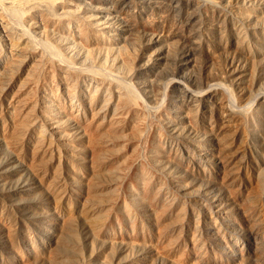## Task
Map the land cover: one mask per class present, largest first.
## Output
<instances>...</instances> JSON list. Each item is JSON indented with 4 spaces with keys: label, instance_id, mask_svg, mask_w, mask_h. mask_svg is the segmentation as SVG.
<instances>
[{
    "label": "rangeland",
    "instance_id": "374dc122",
    "mask_svg": "<svg viewBox=\"0 0 264 264\" xmlns=\"http://www.w3.org/2000/svg\"><path fill=\"white\" fill-rule=\"evenodd\" d=\"M81 1L84 6L88 0ZM106 1H89L88 6L109 9L104 16L108 23L126 34L123 46L109 47V55L126 52L137 65L136 61L156 59L165 48L193 54L191 44L198 43L196 57L203 73L218 76L221 92L227 95L224 110H236L229 116L228 109H205L198 102L190 107V100L187 106L177 94L183 110L174 116L181 125L169 128L151 111L146 134H163V145L168 146L164 156H172L165 158L183 180L184 197L179 201L171 193L168 201L159 199L160 193L155 198L142 193L132 204L122 191L133 210L130 227L104 229L110 180L101 156L110 151L117 134L132 140L134 121L122 119L126 122L121 120L120 128L126 132L117 133L119 128L110 135V125L116 124L113 115L108 112L101 118L96 107L79 102L74 110L68 107L70 115L57 126L64 131L55 134L41 121L29 96L0 87V264H264V107L256 96L264 94V0H216L215 8L206 3L208 10L201 11L181 10L171 0L144 5L139 0L126 5ZM127 78L125 82L152 105L136 81ZM139 78L140 84L146 82L145 76ZM55 92L62 98L58 85ZM162 105L156 104V112ZM178 137L198 142L195 153H203L208 162L203 168L182 154ZM201 191L207 199H198ZM226 213L233 216L238 245L229 249L222 240L230 230L221 221Z\"/></svg>",
    "mask_w": 264,
    "mask_h": 264
},
{
    "label": "bare ground",
    "instance_id": "6f19581e",
    "mask_svg": "<svg viewBox=\"0 0 264 264\" xmlns=\"http://www.w3.org/2000/svg\"><path fill=\"white\" fill-rule=\"evenodd\" d=\"M89 1L94 4L97 1L96 4H98L106 0H88L85 1L86 4L84 6L80 3L82 2L81 0H0V71L2 70L0 72V87L5 90L7 89V91L8 89L15 88L19 92L18 94H22L25 97L27 95V98L29 96L36 110L42 115L41 121L43 120L49 131L55 134L56 132L64 131L63 129L60 130L57 126L70 113L68 107L74 110V107L79 102H83L84 105L90 108L96 107L101 118H105V114L108 112L113 115L115 119L112 120L116 121V124L114 126L111 124L112 126L110 125L109 129L106 128L107 126L105 127L110 131H107L110 135H115V132L120 127H124L120 125L126 122L122 119L130 122L134 121V128L133 124L131 125L133 128L131 132L132 140L127 139L126 136L117 134L116 136L118 137L115 136L114 142L111 144L112 148L109 147L110 151L106 150L108 153L101 156L104 157L102 158V160L104 159L102 170H106L105 174L107 173L110 180L109 183L107 181L109 193H107V198L105 199L107 200V209L109 210H104V212L107 211L105 215L106 219L104 218L106 221L103 224L105 225L104 229H109L110 226L121 227L122 224L130 227L129 223L133 219V210H131L132 208H130L128 202L121 197L122 191L127 194L132 204H135L142 193L149 196L152 195L154 198L160 193L161 197L159 195V199L163 196L168 201V198H171V193L175 199L184 197L183 194L185 193L183 180L172 170L174 167L172 169L171 167L169 168V163H167V159L165 158L166 156L172 160V156H167L169 153L164 156L167 153L168 149L166 148L168 146L166 144L163 145V134L161 135L159 131L155 132L156 130H154V134L151 130L153 136L151 133H149L150 136L148 133L146 134L148 127L146 129L144 126L147 123V116H150L151 111H155V117L161 118V121L165 122V126L170 127L173 125V127H177L176 125L179 126L180 120L177 117L175 118L174 115L180 116L183 110V106L181 105L183 102L180 101L181 104L178 103L181 99L179 98L178 102H176L179 94L182 95L185 100L182 101L186 105L188 100L192 101L191 103L189 101L190 107L192 103L195 105V102H198L205 109L219 107L223 108V110L228 104H226L228 102L226 100L227 95H225V98L224 93L221 92L223 84L217 79L218 76L215 77L216 75L212 76V74L203 73L201 63L196 57L198 43H196L197 45L191 44L193 54H177L170 50L171 48L159 50L155 58L157 61L159 60L160 64L156 59L152 58L153 60H148V62L142 63V61H136L137 65H132V58H129L130 55L127 56L126 52H120L119 47V49L117 48V51H119L117 52L118 55L112 53V55H109V47L123 46L121 42L125 39L126 34L121 30L120 26L119 28L121 29L113 28L108 23L109 19H106L104 16L108 14L107 11H110L109 9H100L102 5L95 6V9L93 7L94 4L90 5L92 7L88 6ZM128 1L130 2L131 0H117L119 5H126ZM139 1L144 5L149 0ZM170 2L176 3L178 5L177 8L181 10L192 7L195 10L200 9L199 11H201L207 9L206 3L213 6L217 1L171 0ZM167 4L169 3L167 2ZM203 7L206 9H203ZM213 7L215 8V6ZM197 12L195 11V13ZM111 35L114 38H110ZM129 36L133 38L131 33ZM127 41L131 42V39ZM191 70L192 73L190 74ZM141 76H145L146 78V82L143 84H140L139 77ZM126 77H128V80L136 81L138 86L135 83L134 85L139 87V90L149 98L148 100L151 101L152 105L155 103L157 106L158 104H163L160 106L162 110L158 111L157 108L158 112H156V104L153 107L149 102V105L146 104L144 99L142 100L143 97L140 98L141 94L137 92L138 90L136 91L134 86H130L129 83L125 82L124 78ZM56 85L59 86V89L61 88L62 98L55 92ZM199 87H202L201 90L198 89ZM256 96L260 106L264 107V94L257 93ZM64 102L67 104V107L63 104ZM226 109L230 112V114L227 113L229 116H232L231 113L236 110L230 107L225 108L224 111ZM41 121L39 120L37 123ZM84 122H87V120ZM37 126L39 127L38 124ZM41 128L39 127V129ZM122 130H119L117 133L125 131ZM160 130L163 131L161 128ZM58 134L61 135L60 133ZM49 135L51 136V134ZM42 137L40 138L42 139ZM177 139L178 143L180 142L184 156H192L195 162L202 168L208 163L204 160L203 153H200L201 155L198 154V156L195 153L194 148L199 146L198 142L182 137H178ZM173 156L176 157L174 154ZM173 160L176 162L175 159ZM168 161L170 160L168 159ZM177 162L176 164H179ZM154 198L152 197V200ZM198 199L203 200L207 198L201 191L199 192ZM178 200L175 201L178 202ZM211 209L213 210V205H211ZM168 210L170 211V209ZM218 215L220 216V214ZM232 220H234L233 216L228 213L221 220L228 223V228L230 229L227 230L228 234L222 237L225 249L238 246H236L235 237L232 233V229H234L231 225ZM217 222H214L213 225L216 226Z\"/></svg>",
    "mask_w": 264,
    "mask_h": 264
}]
</instances>
